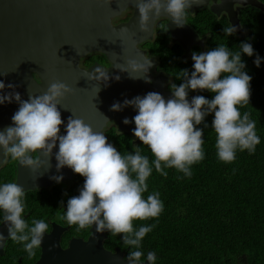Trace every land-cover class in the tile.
Here are the masks:
<instances>
[{
    "label": "clouds",
    "instance_id": "9594fccd",
    "mask_svg": "<svg viewBox=\"0 0 264 264\" xmlns=\"http://www.w3.org/2000/svg\"><path fill=\"white\" fill-rule=\"evenodd\" d=\"M187 5L188 0H168L167 11L178 22ZM153 6L158 10L160 0L140 5L142 19H147L146 7ZM224 31L231 35L235 28ZM241 52L251 57L254 49L250 43L241 42L240 51L234 53L225 45L199 54L193 52V70L189 73L185 69L182 82L171 85V97L165 99L161 93L152 91L124 101V105L135 108L136 115L132 121L124 118L123 122H134L133 135L150 148L154 156L151 163L148 156L141 154L138 145L122 154L103 132L95 131L81 118L69 117L64 129L66 134H61L64 121L57 103L67 89L59 82L50 84L44 94L30 96L28 100L21 101L19 93L0 95V104L10 103L13 97L19 102L18 110L11 117L12 125L0 131V148L6 157L34 166L36 161L31 153L42 150L49 155L58 145L57 169L67 166L84 177L79 194L67 200L63 219L68 225H77L78 230L95 225L98 232L107 230L113 235H122L124 244L135 249L128 252L129 264H143L141 242L154 225L137 229L133 221L155 218L163 211L159 192L150 193L146 199L143 196L148 191L147 180L153 166L164 176H167L164 168H175L190 176V166L204 158V133L197 126L210 113L214 114L211 127L216 133L219 160L230 163L235 160L237 149L251 153L260 143L256 122L248 112L241 115L237 107L250 103L251 96L252 77L244 71L246 64ZM260 60L259 56L254 60L257 67ZM4 88L0 80V90ZM190 90H207L214 96L208 99L195 95L189 100ZM112 110H121V105L113 104ZM54 179L60 182L63 177ZM24 195L25 190L15 182L0 184V210L2 222L8 227V239L23 243L32 256L34 249L41 246L48 224L43 219H34L29 226L22 215ZM4 239L0 232V241ZM146 260L148 264H155L156 253L148 252Z\"/></svg>",
    "mask_w": 264,
    "mask_h": 264
},
{
    "label": "trees",
    "instance_id": "16d2710c",
    "mask_svg": "<svg viewBox=\"0 0 264 264\" xmlns=\"http://www.w3.org/2000/svg\"><path fill=\"white\" fill-rule=\"evenodd\" d=\"M260 2L262 7L241 10L242 34L228 35L224 31L227 27L219 26L216 18L200 15L204 23L213 26L207 34L205 52L225 45L234 53L240 51L241 42L250 43L254 49L251 57L241 52L244 71L252 77L251 96L250 103L237 107L241 115L248 112L256 122L260 143L251 153L237 149L230 163L219 160L216 133L211 127L214 114L210 113L197 126L204 133V158L190 166V176L175 168H164V176L153 166L143 196L146 199L150 193L159 192L163 211L158 217L133 221L137 229L154 225L141 242L142 261L148 252H155V264H264V0ZM168 51L160 50L159 59L173 84H179L183 71L190 73L194 62L180 59L179 52L170 55ZM257 56L261 58L259 67L254 63ZM197 95L211 99L214 93L197 90ZM137 145L151 163L154 156L150 148L141 141ZM129 147L124 152L133 151V146ZM103 246L112 251L118 248L125 258L135 250L124 244L122 235L108 231Z\"/></svg>",
    "mask_w": 264,
    "mask_h": 264
},
{
    "label": "water",
    "instance_id": "95a60500",
    "mask_svg": "<svg viewBox=\"0 0 264 264\" xmlns=\"http://www.w3.org/2000/svg\"><path fill=\"white\" fill-rule=\"evenodd\" d=\"M208 1L188 0L186 7L193 9ZM236 1L254 5L251 0ZM167 2L160 0L158 10L155 6L146 7V15L151 18L168 17L167 27L172 40L184 49L182 57H190V45L202 40L190 29L185 32L181 30L183 19L180 17L177 22L167 11ZM150 3L151 0H0V80L5 84L0 95L19 93L21 101L42 95L50 84L62 80L59 70L64 64L76 66L80 55L100 50L111 61L114 60L108 73H113L115 79L119 67H126L123 84H127V93L145 95L154 91L161 93L165 99L171 97L172 92L163 91L161 81L157 84L147 82L143 71L148 59L136 46L146 34L142 28L140 5ZM231 3L234 0L226 8L227 17L231 26L237 27L239 19L231 9ZM127 5L134 8L132 17L125 23L113 26L111 18ZM255 5L262 7L259 0ZM150 20L146 24L149 27ZM32 72L41 83L34 80ZM193 96L195 93L189 95V100ZM18 108L19 102L14 97L10 103L6 101L0 104V124L3 127L7 123V127L12 125L11 117ZM60 112L65 114L62 108ZM4 129L0 128V131ZM104 231L98 232L93 225L88 238L72 240L62 251L54 248L53 257H48V253L43 251L35 264H129L119 249L111 251L103 246ZM142 262L148 264L146 259Z\"/></svg>",
    "mask_w": 264,
    "mask_h": 264
},
{
    "label": "flooded vegetation",
    "instance_id": "af4514ba",
    "mask_svg": "<svg viewBox=\"0 0 264 264\" xmlns=\"http://www.w3.org/2000/svg\"><path fill=\"white\" fill-rule=\"evenodd\" d=\"M251 1L254 5L241 4L236 0L231 3V9L237 13L239 19V25L234 27L233 34L244 32L239 15L243 8L256 7L255 2L258 0ZM230 2H233V0H209L200 7H193V9L185 7L181 16L184 22L181 30L185 32L190 29L202 40V42L190 45L192 54L193 52L197 54L205 52L207 34L213 31V26L204 23L200 15L213 16L218 20L219 26L232 27L226 12ZM133 13L134 8L127 5L119 14L111 18V24L117 26L125 23L132 17ZM147 17V19H143L144 26L142 27L146 34L142 40L136 43V46L142 50L144 56L148 59V65L143 73L147 76L148 83L154 82L157 84L161 81L163 91L172 92L171 85L174 79L167 72L166 67L161 65L160 50L169 49L170 55L179 52L177 55L180 59H192V56L182 57L184 49L177 41L172 40L167 27L168 17ZM149 20L150 27L146 25ZM113 64L114 60L111 61L100 50H92L80 55L76 66L64 64L59 70L62 80H56L55 82L64 84L67 91H64L63 96L58 98L57 108L59 111L62 108L65 113L60 112L64 121V124L61 125V134H66L64 129L69 117L81 118L91 125L95 131L103 132L108 142L124 154L128 152H124V149L140 143V140L133 135L134 122L128 124L123 122L124 118L132 121V117L136 115L135 108L131 105H124V101L143 95L135 92L129 94L125 91L127 84H123V78L126 67H119L115 79L113 73H108ZM32 75L35 81L41 83L33 72ZM191 93L197 95V91L190 90L189 95ZM115 103L121 105V110H112V105ZM7 125L8 123L3 127V124H0V128L6 129ZM57 151L58 145L52 148L49 155H45L42 150L31 153L30 155L36 163L34 166H25L11 159L10 156L6 157L2 148H0V184L15 182L25 190V195L22 198L24 204L22 215L29 226H31L34 219H43L48 224V230L43 236L41 246L34 249V255L29 256L23 243L8 239V227L2 222L3 211L0 210V232L5 237L1 247L0 264H35L43 251L48 253V257H53L55 256L54 248L57 247L62 251L69 246L72 240L88 238L91 226L78 230L77 225H68L63 219L67 200L79 194V189L84 183V177L74 173L67 166L57 169L55 158ZM57 176H62L63 179L57 182L54 179ZM104 233L106 235L107 230ZM52 238H55V240ZM121 252L124 257L123 251Z\"/></svg>",
    "mask_w": 264,
    "mask_h": 264
}]
</instances>
